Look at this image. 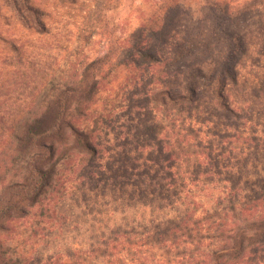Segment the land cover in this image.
Instances as JSON below:
<instances>
[{
	"label": "rangeland",
	"instance_id": "1",
	"mask_svg": "<svg viewBox=\"0 0 264 264\" xmlns=\"http://www.w3.org/2000/svg\"><path fill=\"white\" fill-rule=\"evenodd\" d=\"M198 1L33 0L50 13L39 16V25L34 19L27 22L0 0V133L5 130L11 136L8 149H3L9 156L18 144L13 132H21L22 121L33 122L35 115L49 107L56 81L78 78L88 62L110 53L101 74L104 80L89 105L83 107L84 114L73 113L71 118L73 126L98 145L95 163L107 173L106 187L103 181L98 186L75 182L72 158L77 150L71 147L57 165L41 205L25 204V211L14 212L0 227V241L38 262L60 252L88 249L103 237L110 238L118 227L136 223L134 219L144 212L123 209L111 192L115 184L107 178L111 171L106 166L110 155L126 156L135 143H145V125L169 123L170 118L153 109L151 97L155 91L168 90L174 96L186 93L188 68L180 62L204 68L208 75L207 62L224 58L230 43L231 57L225 63L231 73L226 76L223 99L229 113L213 111L211 86L204 79L198 87L199 109L191 119L182 118L185 127H194L199 133L206 152L199 155L203 162L200 182L193 184L204 190L198 209L209 203V197L217 204L229 193L224 202L239 205L264 190V10L247 8L246 4L234 13L233 20L229 14L217 13L224 26H217L216 33L211 18L203 19ZM216 1L233 8L249 0ZM153 14L170 21L166 26L162 20L164 28L158 27L163 30L161 34L146 29V23L152 24L146 21ZM190 19L194 21L191 27L186 23ZM167 27L169 32H165ZM139 49L151 51L150 57L158 60L152 63ZM174 58L181 60L171 68L161 66ZM223 133L229 137L224 138ZM13 168L15 171L17 166ZM57 183L60 186L55 190ZM104 192L109 196H103ZM41 206L46 209L43 215ZM238 264H264V248Z\"/></svg>",
	"mask_w": 264,
	"mask_h": 264
},
{
	"label": "trees",
	"instance_id": "2",
	"mask_svg": "<svg viewBox=\"0 0 264 264\" xmlns=\"http://www.w3.org/2000/svg\"><path fill=\"white\" fill-rule=\"evenodd\" d=\"M4 1L27 22L34 19L41 25L39 16L48 17L50 14L34 4L33 0ZM198 3L203 10V19L206 16L211 18L216 33L218 27L224 26L217 13L229 14V19L233 20L234 13L246 4L247 8L264 10V0H249L233 8L216 0H199ZM166 19L153 14L146 21L152 23H146V29L161 34L163 30L158 27L164 28L163 21L166 26L170 24ZM186 23L191 27L194 21L190 19ZM169 28L165 32H169ZM230 44L229 53L224 58L207 62L208 75H205L204 68L193 66L188 61L180 62L188 68L184 85L186 93L174 96L168 90L155 91L151 97L153 109L170 118L169 123L162 121L145 125L142 131L145 143H135L128 150L133 154L110 155L106 166L111 171L107 178L115 184L111 192L116 200L121 201L123 209L144 212L140 218L134 219L136 223L118 227L112 231L110 238L103 237L88 249L60 252L38 262L31 261L24 253L19 254L15 247L0 241V264H238L245 261L249 254L261 251L264 248V190L244 199L239 205L229 204V200L228 204L224 202L229 193H225L217 204L209 197V203L199 210L204 190L193 184L200 182L198 173L203 162L199 155L206 152L202 150L204 142L198 139L199 133L194 127H185L182 120L191 119L199 109L198 87L204 79L211 86L213 111L220 115L229 113L228 103L223 99L226 76L231 73L225 63V59L231 57ZM139 52L151 56V51L147 49H139ZM109 57L110 53L92 59L78 78L56 81L48 100L49 107L41 115H35L33 122L22 121L21 132H13L18 144L12 149L11 156L3 152L4 148L8 149L11 136L5 130L0 133V227L5 220L12 218L14 212L25 211V204L34 207L40 203L47 188L52 186L57 165L71 147L77 150L72 158L75 182L98 186L103 181L102 185L106 187L104 177L107 173L102 171V165L95 163L100 153L98 145L91 143L85 133L75 128L71 118L73 113L84 114V108L104 80L101 74ZM150 58L152 63L158 60L155 56ZM179 60L163 61L161 66L171 68ZM73 105L75 109H72ZM223 137L229 135L223 133ZM14 166H17L15 171L11 170ZM59 186L60 183H57L53 189ZM208 193L205 192L206 195ZM108 194L104 192L103 196L108 197ZM211 203L213 205L210 206ZM250 204H253L252 207ZM39 212L43 215L46 209L41 206ZM146 215H155L156 218L149 220Z\"/></svg>",
	"mask_w": 264,
	"mask_h": 264
}]
</instances>
